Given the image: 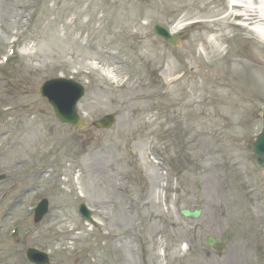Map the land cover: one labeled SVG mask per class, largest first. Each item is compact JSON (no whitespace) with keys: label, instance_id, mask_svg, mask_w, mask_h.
<instances>
[{"label":"rangeland","instance_id":"obj_1","mask_svg":"<svg viewBox=\"0 0 264 264\" xmlns=\"http://www.w3.org/2000/svg\"><path fill=\"white\" fill-rule=\"evenodd\" d=\"M227 5L0 0V264H33L29 247L50 264H264V166L252 149L264 40L219 22ZM156 22L183 33L179 46ZM57 77L85 86V128L41 96ZM107 114L111 129L93 126ZM42 198L50 211L35 223ZM210 233L230 236L226 251L208 246Z\"/></svg>","mask_w":264,"mask_h":264},{"label":"water","instance_id":"obj_2","mask_svg":"<svg viewBox=\"0 0 264 264\" xmlns=\"http://www.w3.org/2000/svg\"><path fill=\"white\" fill-rule=\"evenodd\" d=\"M154 31L157 35L166 39L167 42L178 46L180 43L178 35H172L169 29L163 26L161 23L154 25ZM40 94L47 99V102L53 107L54 113L58 119L63 122L73 123L79 128H83L86 123L79 116L77 112V103L85 94V87L72 80L63 77L54 78L46 81L41 85ZM263 128L258 136L257 140L253 143V150L256 153V161L259 165H264V109L262 113ZM115 122L114 115H107L103 117L95 125L103 128H110ZM4 175H0V179L4 178ZM49 202L47 199L42 200L36 210L35 221L39 222L48 213ZM82 215L90 221H93L91 216V210L86 204L80 206ZM182 214L187 217L197 218L201 214L200 209L192 211L191 209H183ZM210 244L216 248L223 249L219 243L213 238L210 239ZM27 257L35 264H49L50 258L46 252L40 251L36 248H28Z\"/></svg>","mask_w":264,"mask_h":264},{"label":"bare ground","instance_id":"obj_3","mask_svg":"<svg viewBox=\"0 0 264 264\" xmlns=\"http://www.w3.org/2000/svg\"><path fill=\"white\" fill-rule=\"evenodd\" d=\"M228 12L218 19L219 22L236 21L238 19L246 22V25H252V30L264 40V0H226ZM216 11L215 13H217ZM180 39V38H179ZM181 42V39H180ZM211 44V42H209ZM231 60V59H230ZM179 77H172L173 82H176ZM196 92L192 93L194 101L197 99ZM191 95L189 96V98ZM193 101V100H192ZM196 102V101H195ZM103 157L100 159L94 157L92 169L103 165ZM225 185L223 184V188Z\"/></svg>","mask_w":264,"mask_h":264},{"label":"flooded vegetation","instance_id":"obj_4","mask_svg":"<svg viewBox=\"0 0 264 264\" xmlns=\"http://www.w3.org/2000/svg\"><path fill=\"white\" fill-rule=\"evenodd\" d=\"M224 232H225V231H224ZM210 235L215 236L217 239H219V240H221V241H227V242H226L227 245H228V240H230V236H227V238H224L223 236H221V238H220V237H218L217 235H215V233H210V234L207 236V239H206L208 246H209V236H210Z\"/></svg>","mask_w":264,"mask_h":264}]
</instances>
